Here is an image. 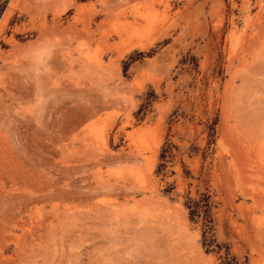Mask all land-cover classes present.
<instances>
[{
  "label": "rangeland",
  "instance_id": "rangeland-1",
  "mask_svg": "<svg viewBox=\"0 0 264 264\" xmlns=\"http://www.w3.org/2000/svg\"><path fill=\"white\" fill-rule=\"evenodd\" d=\"M0 264H264V0H0Z\"/></svg>",
  "mask_w": 264,
  "mask_h": 264
}]
</instances>
